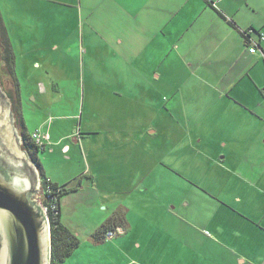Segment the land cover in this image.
<instances>
[{
    "label": "crops",
    "instance_id": "obj_1",
    "mask_svg": "<svg viewBox=\"0 0 264 264\" xmlns=\"http://www.w3.org/2000/svg\"><path fill=\"white\" fill-rule=\"evenodd\" d=\"M112 5L117 29L113 55L118 48L126 54L129 71L112 69L106 73L111 77L106 83L91 80L89 89L130 93L128 100L117 94L122 107L114 108L132 117L133 109L139 112L146 105L135 99L134 93L141 89L155 105L151 108L163 117L162 127L169 124L167 108L174 102L176 108L191 109L186 123L200 127L186 135L166 131L162 138V133L152 136L151 129L146 131L144 119L137 129L129 117L120 120L101 114L104 117L95 120H101L100 128H91L95 123L90 122L84 128L82 119L78 133L66 122L46 118L33 128L49 135L42 151L49 152L47 157L37 154L39 173L73 188L61 199L62 222L74 234L80 233L78 203L114 202L112 208L107 206L111 212L102 224L87 228L95 242H104L93 234L122 213L119 225L129 228V234L138 229L130 222L133 208L113 200L111 193L136 196L140 192L148 199L156 198L160 212L153 218L161 226L166 220L173 222L162 226L159 235L167 243L160 249V256L169 259L167 264H264V39L260 36L264 34V0H112ZM125 26L123 36L120 27ZM24 27L16 26L17 34ZM250 31L258 43L254 53L245 35ZM10 41L14 59L24 57L22 41L15 42L16 48ZM19 83L22 116L30 135L33 131L28 130L24 112L26 86ZM169 91L172 97L163 95ZM108 96L103 105L112 100ZM162 102L166 109H157ZM169 140L174 141L172 148ZM169 154L175 155L174 168L164 160ZM56 155L62 156L64 165L50 170L45 160ZM74 160H79L78 167ZM168 170L170 178H175L174 186H168V179L161 184L166 179L163 171ZM205 182L208 187L203 186ZM158 189L165 200L159 198Z\"/></svg>",
    "mask_w": 264,
    "mask_h": 264
},
{
    "label": "rangeland",
    "instance_id": "obj_2",
    "mask_svg": "<svg viewBox=\"0 0 264 264\" xmlns=\"http://www.w3.org/2000/svg\"><path fill=\"white\" fill-rule=\"evenodd\" d=\"M111 8H113L112 0H0V14L5 26L9 28L7 31H9L14 48H16L15 42L22 41L20 45L24 49V57H18V60L13 59V64L14 68H17L15 70L18 73L17 77L26 86L24 112L29 132L46 118H51L49 121L53 119L68 123L73 127V132L79 133L82 119L85 128L86 122L94 124L96 117L102 119L104 116L101 114L110 115L113 119L120 118V120L129 117L130 122L133 125L136 124L137 129H140L139 124L144 119L146 131L147 128L151 129L152 136L162 133V138L166 131L169 133L184 132L186 135L192 128L200 127L197 124L191 126L190 123H186V116L192 114L191 109L176 108L174 102L167 108L169 124L163 128V117L155 112L153 109L155 105H151V99L141 89L134 93L135 99L142 100L146 105L140 108L139 112L133 109V117L123 115L120 109L114 108L122 107L119 101L122 98H118L117 94L125 95L124 100H128V94L131 98L130 93L122 91L107 93L99 89L97 91L89 89L91 80L100 85L106 83L111 78L106 73L112 69L129 71L127 55L123 54L119 48L116 49L118 54L113 55L115 44L112 38L117 29L113 27ZM51 23L53 25L49 27ZM22 24L26 27L20 29L17 34L16 26ZM58 25H61V28ZM120 30L121 35L126 36L127 27H120ZM83 37H85L84 43ZM56 45H59L58 50ZM35 60L38 64H35ZM136 64V67H139L140 61H136ZM122 78L128 79L127 76ZM172 93L169 91L163 95L172 97ZM107 96L112 100L103 105V99ZM97 103H100L101 107ZM160 108L166 109L164 102L157 107V109ZM174 120L178 121L177 124ZM100 121L91 128H100ZM69 142L72 147L76 146L72 139ZM168 142L172 148L174 141L169 140ZM184 147H187V140L184 142ZM152 148L155 151L154 147ZM40 153L42 157H47L49 152L40 151ZM171 155L164 157V160L166 164L174 168L175 155ZM155 157L157 160L160 158L158 155ZM64 161L61 155L45 160L50 170L53 166L64 165ZM78 164L79 160H74L73 165L78 167ZM163 173L166 179L161 180V184L168 179V186H174L175 178H170L171 171H163ZM153 175L158 178L160 184L158 173L155 171ZM202 184L208 187L207 182ZM175 190L173 188V192ZM165 191L167 192V187ZM157 193L159 198L166 199L163 190L159 193L158 189ZM111 194L116 202H125L132 206L130 222L137 225L138 229L127 234L129 228L123 227V233L97 243L87 226L94 223L102 224L106 215L111 212L107 206L112 208L114 202L98 206L91 203H78V211L71 206L72 211L79 213L81 210L80 217L76 221L82 224V229L80 233H75L81 239V245L63 264H167L169 259L160 256V249L167 243H162L159 235L162 226L165 224L172 226L173 222L166 220L161 226L153 218L154 214L160 212L154 203L156 198L148 199L140 192L136 196L116 195L113 192ZM43 198L40 191L37 195L40 205L43 204ZM74 220L75 218L71 223L73 226L75 225ZM136 241L141 243L139 248ZM147 248L154 251L151 253L147 251Z\"/></svg>",
    "mask_w": 264,
    "mask_h": 264
},
{
    "label": "water",
    "instance_id": "obj_3",
    "mask_svg": "<svg viewBox=\"0 0 264 264\" xmlns=\"http://www.w3.org/2000/svg\"><path fill=\"white\" fill-rule=\"evenodd\" d=\"M1 125L7 132L0 145V264H52L51 229L37 200L41 175L25 168V154L8 117Z\"/></svg>",
    "mask_w": 264,
    "mask_h": 264
},
{
    "label": "flooded vegetation",
    "instance_id": "obj_4",
    "mask_svg": "<svg viewBox=\"0 0 264 264\" xmlns=\"http://www.w3.org/2000/svg\"><path fill=\"white\" fill-rule=\"evenodd\" d=\"M8 38L4 21L0 19V106H2V112H0V145L6 142L4 136H6L7 132L1 122L8 117L14 126L16 142L25 154V168L32 175H35V169L39 171L38 162L34 151L31 149L32 141L29 138L30 135L25 130L22 116L23 95L13 64L14 52L9 47ZM0 159L4 160L1 146Z\"/></svg>",
    "mask_w": 264,
    "mask_h": 264
},
{
    "label": "trees",
    "instance_id": "obj_5",
    "mask_svg": "<svg viewBox=\"0 0 264 264\" xmlns=\"http://www.w3.org/2000/svg\"><path fill=\"white\" fill-rule=\"evenodd\" d=\"M211 4L213 5L214 2H211ZM0 19L2 20L1 14H0ZM8 43L12 51L13 50L12 44L9 38H8ZM29 138L32 141L31 149L34 151V154L37 158L38 152L45 150V148H41L37 146L33 142L30 136ZM41 179H43L44 204L50 207L55 206V209L51 208V210L48 213L51 224L52 264H63L69 257H71V255L75 252V250L80 246L81 243L79 237L75 235L73 232H71L62 222L61 199L65 195L73 192V188L69 187L68 184L67 185L56 184L52 180L49 182L48 177L43 172L41 174ZM123 219L124 217L122 213L117 215V217L110 219L109 221H107V223H105L95 231V233L93 234L94 238L97 241L106 240L109 232L115 231L118 228H122V226L119 224H121Z\"/></svg>",
    "mask_w": 264,
    "mask_h": 264
},
{
    "label": "built area",
    "instance_id": "obj_6",
    "mask_svg": "<svg viewBox=\"0 0 264 264\" xmlns=\"http://www.w3.org/2000/svg\"><path fill=\"white\" fill-rule=\"evenodd\" d=\"M250 33H251V31L250 32H247V33L245 32V35H246L248 41L252 44V46L250 48V52L254 53L256 51L257 47H258V43L251 38ZM260 36H261L262 39H264V34L261 33ZM30 137L33 140V142L37 146H39L41 148H44L45 147V144H46V142L49 139V135L46 134V133H44V132H42L41 129H36L35 131H33L30 134ZM48 181L50 182L51 180L48 178ZM41 192H42V194L44 192V190H43V179L41 181ZM43 196H44V194H43ZM42 207H43V209H44V211H45V213L47 215L48 222H49V226H50V229H51L50 218H49L48 213L51 210V208L52 209H55V206L50 207V206L44 204V201H43ZM120 233H123L122 228H118L115 231L109 232L108 235H107V238H112V237H114L116 235H119Z\"/></svg>",
    "mask_w": 264,
    "mask_h": 264
}]
</instances>
